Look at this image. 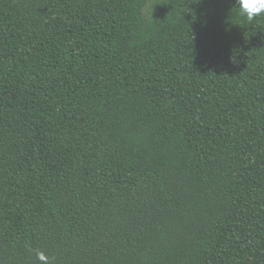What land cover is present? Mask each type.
<instances>
[{"label":"trees","instance_id":"trees-1","mask_svg":"<svg viewBox=\"0 0 264 264\" xmlns=\"http://www.w3.org/2000/svg\"><path fill=\"white\" fill-rule=\"evenodd\" d=\"M236 0H0V264H264V16Z\"/></svg>","mask_w":264,"mask_h":264},{"label":"clouds","instance_id":"clouds-1","mask_svg":"<svg viewBox=\"0 0 264 264\" xmlns=\"http://www.w3.org/2000/svg\"><path fill=\"white\" fill-rule=\"evenodd\" d=\"M235 6L238 12L248 22L264 16V0H236ZM38 261L41 264H50V258L41 250H34Z\"/></svg>","mask_w":264,"mask_h":264}]
</instances>
